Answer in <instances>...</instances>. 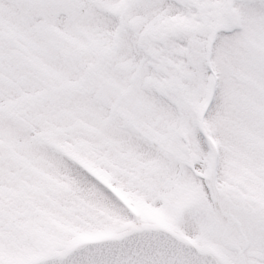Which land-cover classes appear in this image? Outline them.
I'll return each instance as SVG.
<instances>
[{
  "label": "snow or ice",
  "instance_id": "1",
  "mask_svg": "<svg viewBox=\"0 0 264 264\" xmlns=\"http://www.w3.org/2000/svg\"><path fill=\"white\" fill-rule=\"evenodd\" d=\"M0 264H264V0H0Z\"/></svg>",
  "mask_w": 264,
  "mask_h": 264
},
{
  "label": "rangeland",
  "instance_id": "2",
  "mask_svg": "<svg viewBox=\"0 0 264 264\" xmlns=\"http://www.w3.org/2000/svg\"><path fill=\"white\" fill-rule=\"evenodd\" d=\"M146 212L148 211V210H145Z\"/></svg>",
  "mask_w": 264,
  "mask_h": 264
}]
</instances>
